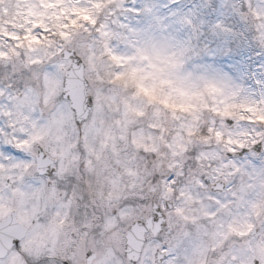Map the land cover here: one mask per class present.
I'll list each match as a JSON object with an SVG mask.
<instances>
[{"label":"snow or ice","instance_id":"snow-or-ice-1","mask_svg":"<svg viewBox=\"0 0 264 264\" xmlns=\"http://www.w3.org/2000/svg\"><path fill=\"white\" fill-rule=\"evenodd\" d=\"M0 264H264V0H0Z\"/></svg>","mask_w":264,"mask_h":264}]
</instances>
